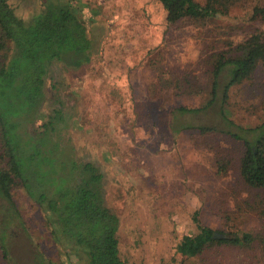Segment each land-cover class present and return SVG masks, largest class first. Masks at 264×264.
<instances>
[{
	"label": "rangeland",
	"instance_id": "1",
	"mask_svg": "<svg viewBox=\"0 0 264 264\" xmlns=\"http://www.w3.org/2000/svg\"><path fill=\"white\" fill-rule=\"evenodd\" d=\"M9 1L23 16L45 1L59 2ZM87 2L92 12L86 9L84 20L102 28L101 51L89 66L60 77L69 87L61 91L72 123L66 136L80 158L100 164L105 173L107 203L120 217L122 257L129 264H167L179 235L193 230L195 210L214 228L264 230V189H253L240 177L241 142L224 132L236 127L220 114L221 94L205 110L175 111L205 102L209 55L264 31V20L247 19L251 1L227 0L223 17L174 24L166 22L157 0ZM157 69L165 73L161 80ZM226 74L219 76L221 85ZM228 95L230 121L260 123L264 61ZM200 125L215 129L201 133ZM219 163H227L225 173L218 172ZM13 195L24 222V228L15 223L9 229L13 261L33 264L36 244L57 260L36 204L22 188ZM0 264L6 263L0 258ZM188 264H264V257L258 247H226Z\"/></svg>",
	"mask_w": 264,
	"mask_h": 264
},
{
	"label": "trees",
	"instance_id": "2",
	"mask_svg": "<svg viewBox=\"0 0 264 264\" xmlns=\"http://www.w3.org/2000/svg\"><path fill=\"white\" fill-rule=\"evenodd\" d=\"M71 1H45L23 16L9 0H0V258L6 264H16L10 254L9 229L15 223L24 228L13 197L17 187L36 204L45 236L57 255L52 260L36 244L33 264H129L120 251V217L106 200L105 173L100 164L80 158L66 136L72 123L61 91L69 87L60 77L64 71L89 66L100 54L103 35L101 27L84 20L87 0H73L75 6ZM157 1L169 24L228 13L227 0ZM249 1L247 19L264 20V0ZM208 59L205 102L175 111L205 110L220 93V114L236 127L224 132L241 142L240 177L249 187L264 189V117L256 125H239L230 121L225 107L231 86L251 77L264 61V31L253 32ZM224 70L227 81L221 85ZM164 74L157 69V80ZM196 129L206 133L215 128L200 125ZM226 170L227 163H219L218 172ZM191 220L193 230L179 235L167 264L204 260L206 253L226 247H258L264 257V230L214 228L200 219L198 210Z\"/></svg>",
	"mask_w": 264,
	"mask_h": 264
}]
</instances>
